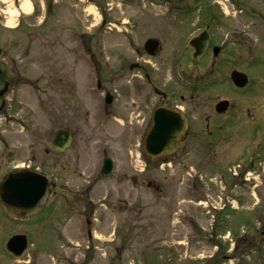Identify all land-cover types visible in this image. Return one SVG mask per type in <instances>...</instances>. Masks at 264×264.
<instances>
[{
  "label": "rangeland",
  "instance_id": "374dc122",
  "mask_svg": "<svg viewBox=\"0 0 264 264\" xmlns=\"http://www.w3.org/2000/svg\"><path fill=\"white\" fill-rule=\"evenodd\" d=\"M98 1L0 0V48L16 57L17 65L27 72L24 80L30 81L35 77L38 81L36 88L35 85L25 87L22 84L18 92L20 97L14 102V109H19L14 116L26 121L21 126L7 127L6 131L0 121V138L6 139L5 146L0 142V183L17 165H31L48 176L54 174L58 186L69 180L81 184L82 189L91 187L84 194L83 201L67 205L59 199L64 197L61 193L70 194L72 183L67 184L36 217L25 221H13L0 203V264H60L55 254L75 255L79 249L83 264H264V167L246 172L244 179L240 180V187L231 193L229 189L225 192V186L219 187L224 184L223 174H230L214 172L215 168L210 163L208 172L201 173L197 182L203 179L202 182L208 181L209 184L199 183L198 187L212 193V199L206 200L214 207L227 204L228 209L217 210L216 213L210 210L208 213L200 210L199 205L204 204H199L198 195L190 191L196 181L183 171L167 170L157 176L151 175L149 180L154 181L159 190L149 188L145 183L141 187H121L115 184L117 174L96 184L97 157L94 148L87 149L85 153L81 163L82 176L73 173V166L65 168L62 155L53 158L54 155L46 153V149L51 151L49 140L52 130L63 127L62 90L58 84L60 77L70 79L74 73L80 74L82 71L87 76L83 84L87 83L88 86L95 69L90 61V53L109 56L128 54L130 61L135 60L133 48L139 47L146 37V11L158 18L169 15V10L179 12L175 14L177 21L189 23L186 30L192 31L196 27L194 22L198 20V14L186 16L180 13L181 9H204L200 3L195 4L197 0H101L100 7ZM209 1L211 6L208 9H225L229 12L223 13L225 22L233 21L235 26L244 27L250 39L259 37L258 30L251 25L252 19L232 11V2ZM251 1L253 5L260 0ZM28 4L32 9L30 14L21 11H18L19 14L12 13L15 9H28ZM104 7L106 9H102ZM104 17L112 22V31L107 34L98 31V24ZM186 35L177 37L181 48L175 66L180 71L189 70V73L186 76L181 72L178 78H167L170 87L185 91V86L193 84L209 86L216 101L224 97H238L230 80V66L240 65L251 77V83L256 76L259 80L264 77V61L261 67L255 62L249 68L247 63H240L244 61L245 53L238 54L236 46L234 49L238 56L235 55L233 64L231 61L230 65L227 64L228 68L218 69V64V71L213 76L190 77L194 67L202 71L210 66V62L202 60L192 63ZM261 38H264V32ZM249 47L255 46H248L247 49ZM242 48L240 46L239 49ZM255 49L246 52L245 59L249 60L253 54L256 57L257 50H263L260 44ZM78 53L87 54V59L83 58L84 65L74 66L72 55ZM113 59L116 58L110 57L104 63L109 66ZM152 64L158 62L153 60ZM211 69L212 66L209 67ZM90 86L94 89H87V111L94 109L90 105L92 99L97 102L102 98L96 84L91 83ZM52 102L55 114L50 112ZM101 105L105 106L103 102L99 105L98 101L95 107ZM86 128L87 133L92 129L89 124ZM248 133L253 137L255 129L251 128ZM248 144L255 147L257 143L252 140ZM196 148L201 150V147ZM247 152L253 154L252 151ZM231 158L244 162L243 157L238 155ZM242 170L243 166L237 170L239 175ZM179 177L183 184H178ZM89 180L91 184L86 182ZM221 192L226 193L228 199L233 198L237 204L232 207ZM217 195L222 197V201ZM16 233L26 234L31 243L30 250L17 258L6 249L8 239ZM225 255H234V258L226 260Z\"/></svg>",
  "mask_w": 264,
  "mask_h": 264
},
{
  "label": "flooded vegetation",
  "instance_id": "af4514ba",
  "mask_svg": "<svg viewBox=\"0 0 264 264\" xmlns=\"http://www.w3.org/2000/svg\"><path fill=\"white\" fill-rule=\"evenodd\" d=\"M198 1L200 0L195 1V4L200 3V7L204 6V9H181L182 11H180L186 16L198 14L196 16L198 20L194 22L196 27L192 31L186 30L189 23L177 21L175 14H179V12L169 10L167 13L169 15L165 14L158 18L150 11H146V37L142 39V44L139 47L133 48L135 56L133 61L129 60L128 54L118 53V56H109L104 53L89 54L90 61L95 68L93 75L90 76V81L96 84V88L102 94V98L98 99L99 105L103 102L105 106L101 105L96 108L95 104H98V101L92 99L90 105L94 109L86 110L87 89H94L93 86H90L91 83L88 86L87 83L83 84L84 78L87 77L86 73L83 74L82 71L80 74L74 73L70 79L69 77L66 79L60 77L58 84L62 90L63 127L52 130L49 140L51 151L46 149L47 154L54 155L53 158L62 155L66 163L65 168L73 166L75 167L73 173L82 176L84 174L81 171L82 160L87 149L94 148L97 157V176L94 177L96 184L100 180L102 183L104 178L117 174L119 178L117 177L115 184L121 187L128 185L133 188L141 187L145 183L147 187L159 190L160 187L154 181L149 180L151 175H160L167 170L183 171V174L190 175L191 179L196 181V184L194 183L197 187L196 190L201 195L199 183L207 185L209 182H202L203 179L201 182H197L200 180L201 173L208 172L207 167H211V164L215 168L214 172L230 174V176L223 174L224 184H220L219 180L218 183L219 187L225 186V191L229 189L231 193L240 187V180L244 179L246 172L250 169L259 170L260 167H264V77L259 80L256 76L254 82L243 89L233 86L234 93L238 97H224L216 101H214L209 86L202 87L193 84L185 86V91H180L170 87L171 83L167 81V78L180 77L181 72L186 76L189 73V70L180 71L175 66L179 61L178 53L181 48L177 37H182L184 34H187L185 38L188 37L186 43L189 42L187 49L191 54L192 63L209 60L210 66H212L211 70H209L210 66H207L202 71L196 66L190 77H210L218 69L228 68L230 61L231 63L236 61L235 55L237 54L234 46L238 48V54L239 52L245 53L244 61L240 63L245 62L251 68L253 67L251 65L257 62L256 65L261 67L264 61V38H261L264 32V0L256 1L253 5L251 0H227L234 6L232 11L252 19L251 25L258 30L259 35L254 39H250L246 35L244 27L235 26L233 21H224L223 13L229 14L228 11L208 9L211 6L209 0H205L204 5L202 4L203 0L202 2ZM98 31L104 34L112 31L107 18H103ZM199 37L206 39L205 47L201 55L194 57L196 49L190 44V41ZM259 44L263 48V50H257L256 57L259 59L257 60L254 54L250 56L249 60L245 59L246 54L252 52ZM251 45L255 47L247 49ZM240 46L243 48L239 49ZM216 48L218 49L217 54L215 53ZM72 56L74 66L84 65L82 61L87 59V54L78 53ZM110 57L116 59H113V63L108 66L106 63ZM229 58H233V60H229ZM153 60L158 64H152ZM218 64L220 67L217 69ZM110 66L111 69H109ZM230 67L232 68L231 73L235 70L243 71L238 64ZM26 73L17 65L14 55L3 51L0 58V91L6 89V92L0 97V108L2 107L0 121L4 126V131L11 125L21 126L26 121V119L21 120L14 116L19 111V109H14V102L20 97L18 92L20 88L22 89V84L25 87L35 85L34 88L38 85L35 77L30 81L24 80ZM240 95L242 96L239 97ZM108 96H110L111 102L108 101ZM222 100H228V107L224 111H218L216 106ZM50 112L55 114L53 102ZM164 113L170 114L173 123V131L165 139L176 140L178 146L174 151L162 152L157 159L150 160L146 155L145 141L151 136L154 116ZM181 116L185 117L186 123L184 130H180L182 132L178 134L175 131L177 124L181 123L182 125ZM53 117L54 115L52 120ZM87 124L92 127L89 134L86 132L87 128L85 129ZM251 128L255 129L253 134L255 139L248 133ZM60 129L70 136V142L63 151L54 148L55 134ZM252 140L257 143L255 147L248 144ZM0 142L5 146L6 139L1 137ZM196 147H201V150H197ZM35 148L36 146L33 147V149ZM247 151H252L253 154ZM236 155L243 157L244 162L241 163L231 158ZM109 160L110 165L108 164ZM161 164L165 166L163 171L160 170ZM237 165L243 166L244 170L240 175L231 176L230 171L233 168L236 169ZM16 169H28L46 175L54 184V193L50 201H54L58 191L61 192L62 187L68 186L67 184L72 183V188L69 187L70 194L67 196L61 193L64 197L59 198L67 205L83 201L84 194L88 193L91 188L82 189L81 184H74L69 180L64 181L62 186L61 184L58 186L54 174L48 176L40 168H33L31 165H17L10 171ZM108 170L110 173L107 172ZM181 179L179 177L178 184H183ZM210 181L213 182V180ZM86 182L92 183L90 180ZM211 194L208 196L211 197ZM202 196H198V198ZM217 196L219 198V195ZM12 219L13 221H24L15 217ZM88 234L89 237L92 236L90 230ZM78 247L80 248L79 243ZM55 256L60 264H69L70 262L71 264H83L80 258L81 249L75 255L59 253ZM225 257L227 260L234 258V255H225Z\"/></svg>",
  "mask_w": 264,
  "mask_h": 264
},
{
  "label": "water",
  "instance_id": "95a60500",
  "mask_svg": "<svg viewBox=\"0 0 264 264\" xmlns=\"http://www.w3.org/2000/svg\"><path fill=\"white\" fill-rule=\"evenodd\" d=\"M206 39L195 38L191 44L195 47L194 56L202 54L204 51ZM218 53V49H215ZM2 50L0 49V58ZM233 83L240 88L245 87L249 80L248 76L242 72L234 71L231 75ZM6 89L0 91V96H3ZM160 92V91H158ZM108 101L111 102V99ZM228 107V101H221L217 105L218 111H224ZM182 125L177 124L175 133L180 134L185 128L186 120L181 116ZM170 114H162L154 116V127L149 139L145 141L146 154L151 158H157L162 152L174 151L178 143L176 140H167V136L172 133L173 123ZM180 122V120H178ZM67 138V139H66ZM164 138V139H162ZM70 142V136L64 130H59L55 134L54 147L57 150L63 151ZM110 165V160L108 161ZM107 172L110 173L108 170ZM106 173V174H109ZM54 190V184L44 175L30 170H14L8 173L0 186V199L8 210L18 217H31L35 215L40 208L46 204L50 195ZM7 249L14 256H23L29 249L28 238L24 234L14 235L7 242Z\"/></svg>",
  "mask_w": 264,
  "mask_h": 264
},
{
  "label": "bare ground",
  "instance_id": "6f19581e",
  "mask_svg": "<svg viewBox=\"0 0 264 264\" xmlns=\"http://www.w3.org/2000/svg\"><path fill=\"white\" fill-rule=\"evenodd\" d=\"M24 8H26V7H24ZM89 9H92V8H89ZM21 10L23 12H25L26 14H30L32 12V9H31L30 5H29V8L28 9L26 8V9H21ZM12 13L13 14H15V13H18L19 14L18 9H15L14 11H12Z\"/></svg>",
  "mask_w": 264,
  "mask_h": 264
}]
</instances>
